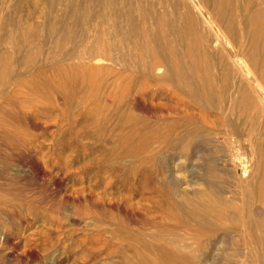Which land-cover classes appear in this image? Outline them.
<instances>
[{
	"label": "bare ground",
	"instance_id": "6f19581e",
	"mask_svg": "<svg viewBox=\"0 0 264 264\" xmlns=\"http://www.w3.org/2000/svg\"><path fill=\"white\" fill-rule=\"evenodd\" d=\"M31 102L77 108L104 155L79 164L105 190L79 260L264 264V0H0V189L37 153L15 124ZM40 243L30 259L54 263Z\"/></svg>",
	"mask_w": 264,
	"mask_h": 264
},
{
	"label": "rangeland",
	"instance_id": "374dc122",
	"mask_svg": "<svg viewBox=\"0 0 264 264\" xmlns=\"http://www.w3.org/2000/svg\"><path fill=\"white\" fill-rule=\"evenodd\" d=\"M34 20L36 22L38 21L37 18ZM37 48L38 47H34L32 50H41V48ZM202 63L203 61L199 63L200 68H203L204 65L206 66V63H203L204 65ZM210 72L214 77L218 73L217 69L212 66L210 67ZM26 77H35L33 71L27 72ZM28 94L32 99L41 98V96H39L40 94L33 92L31 89L28 90ZM33 103L34 102L28 103L26 107L22 108L19 112L22 116L21 120L20 122L16 121L15 124H18V126L21 125L28 131L29 136H27L30 141L39 146H33L37 149V153L32 151L26 154L23 152L20 161H18L17 164L16 162L14 163L16 167L20 165L19 167L22 172L18 176L19 178L17 177L11 187L4 188V186H2L3 188L0 189V192H4L0 193V200L5 198L6 200L10 199L11 203L6 201V203L8 202V208L6 209L12 211L4 213L3 209L6 205H0V209H2V213H0V264H43L41 261H37V259L35 261L34 259L32 260V258L30 259L29 250L31 251V249L40 242L41 245L44 240L53 242L55 244L54 247L57 246L58 248L56 251L58 255L57 258H55L54 263L50 264H96L98 261L104 262L109 258L107 255L108 250L105 251L104 248L101 252L94 253L92 257L86 261L82 262V260L78 258V252L85 246L83 239L95 238L97 234V232L93 230L99 221L95 217L94 213L96 212L93 211L94 208L88 203V199L91 195L92 199L97 198L96 200H100L98 199V196H101L100 192L102 193L105 191L101 185L98 186L94 183V178H91L90 174L87 176V173H82L79 164L82 165L83 163L89 162L91 163L89 169L93 168V170H96L97 161L104 157V155L101 154L100 145L93 139L91 140L89 138L91 141L88 139L86 140L87 137L78 133L79 123H77V121L74 123L67 122V118L70 115L74 114L76 116L78 114L79 111L77 108L71 107L70 109L72 110L68 112H64V110L60 112V110L57 111L58 108H56L57 110L54 108V106L57 107L56 105L49 104L42 108L40 104L38 108V106L34 107ZM59 112L61 114H59ZM53 115L58 117L60 124H62H59L60 130L58 131L57 127L53 124L54 122L51 123L52 121H50L49 124L51 125L49 126L48 124V130L44 132L42 126L47 125L44 124V122L48 123V117L53 118ZM75 131L78 134H76ZM60 140L61 143L58 144ZM30 156H33V162L29 160ZM14 157L17 158V156ZM64 165L66 166L65 168H63ZM73 168L75 170H73ZM85 175L88 179L91 178L93 180L88 181ZM79 177L82 179L80 180ZM86 186L90 188L87 189ZM91 190H93L92 193ZM121 193L124 194V192ZM3 195H5V197ZM144 195L147 196L148 194L145 193ZM108 197L110 196L107 195L105 197L107 203L111 200L113 205L116 206L118 204L117 202H119V200L109 199ZM136 200L137 198L130 200L133 207L130 206V204L128 206L140 210L142 207H135L138 205L135 203ZM93 224L95 225L93 226ZM102 226L105 227L104 224ZM108 234L109 233H105L103 235L104 237L108 236L107 238L105 237V239L109 240L112 244L117 242ZM70 244H73V247ZM60 246L63 248H60ZM54 247H52V249ZM113 257L118 260L116 255Z\"/></svg>",
	"mask_w": 264,
	"mask_h": 264
}]
</instances>
